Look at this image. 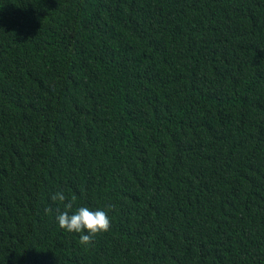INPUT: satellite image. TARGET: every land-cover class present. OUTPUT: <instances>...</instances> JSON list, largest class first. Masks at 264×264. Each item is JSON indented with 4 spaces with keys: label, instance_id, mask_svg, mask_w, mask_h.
Returning a JSON list of instances; mask_svg holds the SVG:
<instances>
[{
    "label": "trees",
    "instance_id": "obj_1",
    "mask_svg": "<svg viewBox=\"0 0 264 264\" xmlns=\"http://www.w3.org/2000/svg\"><path fill=\"white\" fill-rule=\"evenodd\" d=\"M0 264H264V0H0Z\"/></svg>",
    "mask_w": 264,
    "mask_h": 264
},
{
    "label": "clouds",
    "instance_id": "obj_2",
    "mask_svg": "<svg viewBox=\"0 0 264 264\" xmlns=\"http://www.w3.org/2000/svg\"><path fill=\"white\" fill-rule=\"evenodd\" d=\"M51 199L64 203L65 210L55 216L58 227L68 233L79 234V240L82 245H89L94 236L109 231L111 219L105 208L97 207L92 209L87 206H80L75 211H70L72 204L66 202V196L63 191H57L52 195Z\"/></svg>",
    "mask_w": 264,
    "mask_h": 264
}]
</instances>
